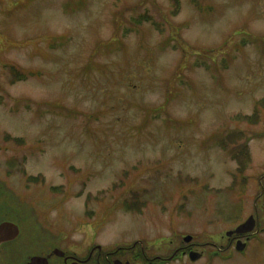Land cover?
Here are the masks:
<instances>
[{
  "label": "rangeland",
  "instance_id": "obj_1",
  "mask_svg": "<svg viewBox=\"0 0 264 264\" xmlns=\"http://www.w3.org/2000/svg\"><path fill=\"white\" fill-rule=\"evenodd\" d=\"M262 99L264 0H0V182L78 256L264 264Z\"/></svg>",
  "mask_w": 264,
  "mask_h": 264
},
{
  "label": "flooded vegetation",
  "instance_id": "obj_2",
  "mask_svg": "<svg viewBox=\"0 0 264 264\" xmlns=\"http://www.w3.org/2000/svg\"><path fill=\"white\" fill-rule=\"evenodd\" d=\"M13 194L5 182H0V225L11 224L6 234L9 239L0 244V264H130L129 261L121 260L123 251L120 249L103 252L101 247L94 246L83 256H78L72 249H62L53 232L40 226L38 217L31 214L33 210L29 204H21L20 198ZM23 218L29 222L31 229L28 231L23 226ZM190 250L192 248L177 251L169 258H145L147 262L143 264H164L176 258L178 252L187 255ZM141 254L139 252L131 256L135 259L144 257Z\"/></svg>",
  "mask_w": 264,
  "mask_h": 264
},
{
  "label": "trees",
  "instance_id": "obj_3",
  "mask_svg": "<svg viewBox=\"0 0 264 264\" xmlns=\"http://www.w3.org/2000/svg\"><path fill=\"white\" fill-rule=\"evenodd\" d=\"M254 40H255V38H253ZM252 39V37H248V40H252V42L254 41ZM52 40H53V38H52ZM116 42V41H115ZM246 43V42H245ZM108 45H109V47H110V43H108ZM182 47V46H181ZM10 69H11V71H12V73L13 74H15L14 76H16V77H21L20 79H19V81H22V80H26V78L28 77V75H29V77H33L34 75V73H32V72H29L28 74H26V73H23V72H20L18 69H16L15 67H10ZM259 105H262V106H264V99H262L261 101H259ZM257 112V111H256ZM255 114V113H254ZM237 118H238V116H236ZM253 118H255V117H251V116H249V115H246V116H244V119H246V120H249L251 123L253 122ZM169 122V121H168ZM240 134H242V133H240ZM244 136V134H242V135H237L236 137H243ZM253 137H256L255 135L253 136ZM236 139V138H235ZM247 137L246 136H244V138H243V140L242 141H244V142H241L240 144H239V146H236L235 147V145H236V141L235 142H229L228 141V139H223L222 138V136L221 135H218V136H214V142L217 144H220V146H221V148H223L224 150L225 149H228V146L229 145H232V148L233 149H231L232 151H234L235 153H233V155H232V158L233 159H235V161L237 162V164L239 165V171L238 172H241L244 168H246V160H244L243 158H244V156L246 155V152H247ZM15 141H18V140H15ZM214 143V144H215ZM242 169V170H241ZM238 170V169H237ZM244 178V180H246V178L245 177H243ZM241 205V203L239 202V205H238V201H237V205H235V207L236 208H231V211H229V216L231 217V220H237V218H239V216H240V214H239V212H240V206ZM192 247V246H191ZM188 248V247H187Z\"/></svg>",
  "mask_w": 264,
  "mask_h": 264
},
{
  "label": "water",
  "instance_id": "obj_4",
  "mask_svg": "<svg viewBox=\"0 0 264 264\" xmlns=\"http://www.w3.org/2000/svg\"><path fill=\"white\" fill-rule=\"evenodd\" d=\"M247 220L244 223L239 224L238 226H236L234 229H232V231H228L226 233L227 236H231L232 234H237V235H244V234H249L251 233V231L254 228V220L253 217L250 216L248 218H246ZM9 223H3L0 225V244L6 240L9 239V237L6 236L7 234V230L9 229ZM17 229V227H16ZM15 229V230H16ZM15 232V231H14ZM17 234V233H16ZM191 237H185L184 241L188 242L190 241ZM245 247V244L242 243L241 241H237L236 245H235V249L237 251H242ZM189 259L193 262L196 261L200 258V254L194 251H190L189 252Z\"/></svg>",
  "mask_w": 264,
  "mask_h": 264
}]
</instances>
